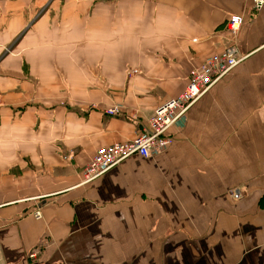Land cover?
Returning <instances> with one entry per match:
<instances>
[{
    "label": "crops",
    "instance_id": "crops-1",
    "mask_svg": "<svg viewBox=\"0 0 264 264\" xmlns=\"http://www.w3.org/2000/svg\"><path fill=\"white\" fill-rule=\"evenodd\" d=\"M233 14L248 57L174 143L79 185L98 149L147 129L226 49ZM0 96V264H264V7L0 0ZM116 103L125 115L105 113ZM235 187L247 197L233 201Z\"/></svg>",
    "mask_w": 264,
    "mask_h": 264
},
{
    "label": "built area",
    "instance_id": "built-area-1",
    "mask_svg": "<svg viewBox=\"0 0 264 264\" xmlns=\"http://www.w3.org/2000/svg\"><path fill=\"white\" fill-rule=\"evenodd\" d=\"M263 7L264 0H253L255 11H260ZM243 25L244 17L242 15H231L227 23L230 43L226 49L220 54L205 58L201 66L192 68L185 90L179 96L166 101L155 109L154 114L148 119L147 129L134 139L98 149L91 162L84 168L83 179L79 185L92 183L134 154L145 158H154L165 152L174 143L171 130L174 127H182L189 110L218 81L248 57V54L241 53L238 46ZM105 113L110 116H119L125 115V110L122 104L116 103L107 108ZM243 193H246L243 187H235L230 190L233 201L242 199ZM35 217L38 219L43 217L41 208L36 210ZM38 252V249L35 250L32 257H36Z\"/></svg>",
    "mask_w": 264,
    "mask_h": 264
},
{
    "label": "rangeland",
    "instance_id": "rangeland-1",
    "mask_svg": "<svg viewBox=\"0 0 264 264\" xmlns=\"http://www.w3.org/2000/svg\"><path fill=\"white\" fill-rule=\"evenodd\" d=\"M13 48H8L7 49V51H6V53H7V55H10L11 53H13V50H12ZM6 55V56H7ZM133 73V74H132ZM135 73L134 72H131V75H134ZM124 106V105H123ZM83 174V173H82ZM82 179H83V177H82ZM81 183V182H80ZM243 198L242 199H240V200H238L237 202H239V201H241V200H243V199H245L246 197H247V192L246 193H243Z\"/></svg>",
    "mask_w": 264,
    "mask_h": 264
}]
</instances>
